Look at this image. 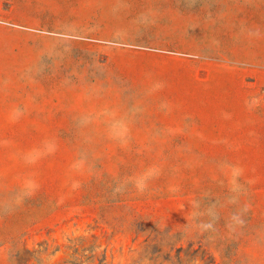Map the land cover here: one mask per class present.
Wrapping results in <instances>:
<instances>
[{"label":"rangeland","instance_id":"obj_1","mask_svg":"<svg viewBox=\"0 0 264 264\" xmlns=\"http://www.w3.org/2000/svg\"><path fill=\"white\" fill-rule=\"evenodd\" d=\"M0 264H264V0H0Z\"/></svg>","mask_w":264,"mask_h":264},{"label":"crops","instance_id":"obj_2","mask_svg":"<svg viewBox=\"0 0 264 264\" xmlns=\"http://www.w3.org/2000/svg\"><path fill=\"white\" fill-rule=\"evenodd\" d=\"M201 103L202 102L200 100H193V102H192L193 105H199Z\"/></svg>","mask_w":264,"mask_h":264}]
</instances>
